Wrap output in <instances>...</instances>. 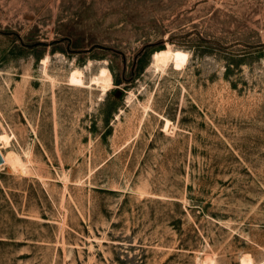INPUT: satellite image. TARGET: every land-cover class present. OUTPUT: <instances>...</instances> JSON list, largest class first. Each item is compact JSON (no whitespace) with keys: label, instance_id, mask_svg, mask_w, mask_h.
<instances>
[{"label":"rangeland","instance_id":"obj_1","mask_svg":"<svg viewBox=\"0 0 264 264\" xmlns=\"http://www.w3.org/2000/svg\"><path fill=\"white\" fill-rule=\"evenodd\" d=\"M0 151V264H264V0H0Z\"/></svg>","mask_w":264,"mask_h":264},{"label":"bare ground","instance_id":"obj_2","mask_svg":"<svg viewBox=\"0 0 264 264\" xmlns=\"http://www.w3.org/2000/svg\"><path fill=\"white\" fill-rule=\"evenodd\" d=\"M171 58L170 51H157L153 54V59L156 64V66H160V64L165 65L167 61ZM92 82H96L98 85H100L105 91L108 90L112 85V75L110 70L107 67H103L98 75H94V78L91 79ZM5 163H11L14 167H22L21 160L17 156H11L3 154ZM11 165V166H12ZM22 170H25L24 167L21 168ZM212 263V262H211ZM213 264V263H212Z\"/></svg>","mask_w":264,"mask_h":264},{"label":"trees","instance_id":"obj_3","mask_svg":"<svg viewBox=\"0 0 264 264\" xmlns=\"http://www.w3.org/2000/svg\"><path fill=\"white\" fill-rule=\"evenodd\" d=\"M123 83H124V78H123L122 76L116 78V84H117L118 86H120V85L123 84ZM118 90H120L119 87H116V88L113 90V92H117ZM201 209H202V208H201Z\"/></svg>","mask_w":264,"mask_h":264},{"label":"water","instance_id":"obj_4","mask_svg":"<svg viewBox=\"0 0 264 264\" xmlns=\"http://www.w3.org/2000/svg\"><path fill=\"white\" fill-rule=\"evenodd\" d=\"M4 163H5V160H4L2 152L0 151V165H2Z\"/></svg>","mask_w":264,"mask_h":264}]
</instances>
